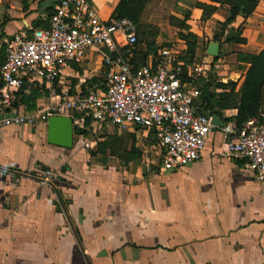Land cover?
Instances as JSON below:
<instances>
[{
    "label": "crops",
    "instance_id": "crops-1",
    "mask_svg": "<svg viewBox=\"0 0 264 264\" xmlns=\"http://www.w3.org/2000/svg\"><path fill=\"white\" fill-rule=\"evenodd\" d=\"M61 1L0 0V63L13 36L45 26ZM88 2L108 21L121 0ZM198 3L212 4L147 0L142 22L156 28L154 49L142 42L141 32L134 62H149L162 47L185 56L184 37L191 35L196 59L206 58L211 69L194 77L188 71L184 80L198 89L215 81L239 88L250 68L242 57L264 50V0L248 18L238 17L226 28V9L206 19ZM212 43L220 47L216 58L208 55ZM103 78L102 56L92 53L52 85L25 88L19 113L37 117L58 103L52 90L75 94L101 87ZM35 89L40 96L27 103ZM209 91L225 92L213 86ZM212 115L215 130L202 159L173 171L162 168L161 152L147 132L86 120L74 124L84 134L74 130L73 147L65 149L48 144L45 120L1 128L0 264H264V183L253 178L247 160L227 148L221 129L236 120L238 110ZM94 137L100 149L93 147ZM133 147L140 158L126 161ZM47 169L54 177L43 184L40 175Z\"/></svg>",
    "mask_w": 264,
    "mask_h": 264
},
{
    "label": "built area",
    "instance_id": "built-area-1",
    "mask_svg": "<svg viewBox=\"0 0 264 264\" xmlns=\"http://www.w3.org/2000/svg\"><path fill=\"white\" fill-rule=\"evenodd\" d=\"M45 23L18 32L7 45L0 63V129L52 117H69L76 125L90 120L153 135L167 171L202 159L215 130L214 116L204 112L200 89L184 79L189 72L194 77L210 70L206 58L189 66L179 49L162 47L149 62L138 65L136 23L126 18L103 21L88 0H62ZM92 53L102 56L101 87L61 95L52 90L57 104L45 107L37 117L20 115L25 88L52 85L67 67L86 63ZM221 131L229 152L247 160L253 178L264 183V112L241 127L225 123ZM53 177L54 170L47 169L40 180L47 184Z\"/></svg>",
    "mask_w": 264,
    "mask_h": 264
},
{
    "label": "trees",
    "instance_id": "trees-1",
    "mask_svg": "<svg viewBox=\"0 0 264 264\" xmlns=\"http://www.w3.org/2000/svg\"><path fill=\"white\" fill-rule=\"evenodd\" d=\"M211 3V5L198 3L197 6L203 10L204 18L206 19L210 18L220 9H226L227 16L223 24L225 28L238 17L248 18L258 6V0H211ZM146 8L147 0H121L112 19L120 20L126 18L132 20L137 25L139 35L145 27L142 19ZM184 38L187 41L188 50L183 60L187 65L200 61L201 59H196L197 45L195 37L188 35ZM234 41L245 42L242 39H234ZM242 59L250 65V68L239 90H237V83L230 82L229 84H223L216 81L206 83L202 88H199L202 92L204 112L219 114L221 110L235 108L238 110V115L234 123L239 127L251 119L259 118L261 113L264 112V50L258 55H246ZM212 86L214 89H222L225 92L221 94L210 93L209 90ZM39 96L40 93L35 89L26 98V102L34 101ZM75 134L81 135L84 134V131L75 129ZM137 158H140V153L134 147L130 152L126 153V161Z\"/></svg>",
    "mask_w": 264,
    "mask_h": 264
},
{
    "label": "water",
    "instance_id": "water-1",
    "mask_svg": "<svg viewBox=\"0 0 264 264\" xmlns=\"http://www.w3.org/2000/svg\"><path fill=\"white\" fill-rule=\"evenodd\" d=\"M219 50V44L212 43L208 49V55L216 58L219 56ZM74 130L71 118L52 117L47 121V142L53 146L71 149L74 144Z\"/></svg>",
    "mask_w": 264,
    "mask_h": 264
},
{
    "label": "rangeland",
    "instance_id": "rangeland-1",
    "mask_svg": "<svg viewBox=\"0 0 264 264\" xmlns=\"http://www.w3.org/2000/svg\"><path fill=\"white\" fill-rule=\"evenodd\" d=\"M143 33H144V35H143V37H141L142 42H145L149 46V48L153 50L154 47H153L152 41H153L154 35L156 34V28H154V27L149 28V27L145 26L143 29ZM239 89L240 88H237V90H239ZM102 135H107V131H104L103 134L98 133V137L102 136ZM94 141L96 142V144H93V147L95 149L96 148L100 149L99 144H98L99 142H97V137H94ZM114 144H115V147L117 149H119V147L122 146L121 143H114ZM101 147L104 148V146H101Z\"/></svg>",
    "mask_w": 264,
    "mask_h": 264
}]
</instances>
